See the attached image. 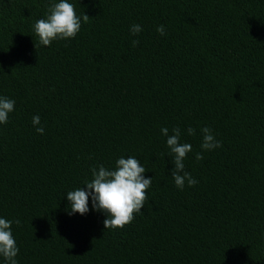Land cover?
I'll use <instances>...</instances> for the list:
<instances>
[{
	"label": "trees",
	"instance_id": "1",
	"mask_svg": "<svg viewBox=\"0 0 264 264\" xmlns=\"http://www.w3.org/2000/svg\"><path fill=\"white\" fill-rule=\"evenodd\" d=\"M57 2L0 0V97L15 101L0 218L17 264H264V0H68L80 31L43 46L34 25ZM165 127L192 145V187L175 185ZM205 127L221 147L202 149ZM121 157L152 178L133 221L105 229L91 198L69 215L67 192Z\"/></svg>",
	"mask_w": 264,
	"mask_h": 264
},
{
	"label": "clouds",
	"instance_id": "2",
	"mask_svg": "<svg viewBox=\"0 0 264 264\" xmlns=\"http://www.w3.org/2000/svg\"><path fill=\"white\" fill-rule=\"evenodd\" d=\"M83 22H87L89 17L83 14ZM81 29V17L77 16L75 8L68 0H59L49 9V14L44 19H39L34 25V32L39 38V43L43 46H50L53 41L67 40L75 38ZM142 31L140 25L134 24L130 28L132 35H138ZM157 32L165 34V28L160 25ZM133 46L138 44L137 40L132 41ZM15 101L6 97H0V124L8 122L9 114L14 111ZM40 117L33 116V126L40 125ZM40 134L44 133V128L36 127ZM202 149L213 150L221 147L219 141L212 135L211 130L203 128ZM161 133L167 137V146L173 154L172 163L174 168L171 176L177 188L183 190L185 182L189 187L194 186L197 181L186 172L184 160L192 145L180 143L181 130L174 128L169 135L168 128H162ZM189 135L195 134V129H188ZM197 160H202L201 153L196 154ZM146 169L134 158H119L114 169L105 168L103 165L92 169V180L85 182V187L67 192V199L70 202V212L85 215L89 212V198L92 207L96 211H102L107 215L103 221L105 229L124 228L134 219V214L140 213L148 197L146 195L152 178H145L143 175ZM13 221L0 218V255L9 264H17L16 257L19 252L16 240L11 231ZM15 223L19 224L17 220Z\"/></svg>",
	"mask_w": 264,
	"mask_h": 264
}]
</instances>
